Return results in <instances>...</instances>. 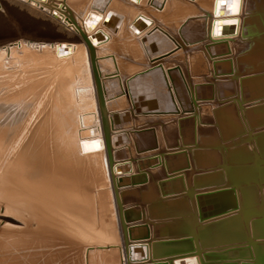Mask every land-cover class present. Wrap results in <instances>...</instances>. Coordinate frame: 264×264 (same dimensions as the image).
Masks as SVG:
<instances>
[{
    "label": "bare ground",
    "instance_id": "6f19581e",
    "mask_svg": "<svg viewBox=\"0 0 264 264\" xmlns=\"http://www.w3.org/2000/svg\"><path fill=\"white\" fill-rule=\"evenodd\" d=\"M7 1L75 41L0 45V264H264V0Z\"/></svg>",
    "mask_w": 264,
    "mask_h": 264
},
{
    "label": "rangeland",
    "instance_id": "374dc122",
    "mask_svg": "<svg viewBox=\"0 0 264 264\" xmlns=\"http://www.w3.org/2000/svg\"><path fill=\"white\" fill-rule=\"evenodd\" d=\"M19 38L31 39L34 41L45 39L44 41H48V42L49 41L52 42L53 40L54 41L56 40V41L73 42V40L75 39L73 37H68V36L64 35L62 32L58 31L56 26L50 20H47V19L42 18L40 16H35V15L27 12L25 9L20 8L18 5L14 4L12 2L10 3L7 0H0V45H3V44L10 42V41H15ZM233 79H234V76H224V77L218 79V82H220V84H222V85H227V84H232ZM261 94H264V93L260 92L258 94H252L251 91L247 92L246 95L243 97V101H242V104L240 103V106H243V104H244V107L247 110H249L250 108H252L254 106H257L258 104L257 105H250V104L254 103L255 101L260 102L261 100H263L264 97H260L261 99L259 97H257V99H256V97H255V96H259ZM221 101L222 100L218 101L220 103V104H218L219 105L218 107L222 106V108H224V106L229 107V106H232V104L233 105L235 104V100H226V101H222V102ZM246 105H248V106H246ZM260 105H264V102H260ZM224 126L226 128V125H224ZM222 128H224V127L222 126ZM225 128H224L225 132L221 130L220 134L219 135L217 134L218 136L215 133H213V131H211V132L209 131L208 134L211 133L213 135L215 134L216 136L211 135L212 136L211 137L208 135L210 140H211V141L209 140L208 143L202 141L200 138V143L199 142H195V143L193 142V144L195 145V147H200V146L205 147V145L207 147V145H209L211 148H213L214 145H216L215 146L216 148L214 147L213 149H217V148L220 149V147H221V149L223 150L224 148L226 149V147H227L228 150H231L233 147H236L237 145L241 144V143H235L236 141H238V139H240L242 137H244V138L247 137L248 140H250L252 137L250 134L248 136V132L243 133L244 135L243 134L237 135L238 132L235 133V135L232 133H230V135H229V133L227 132V130ZM257 128L258 127L253 128V134H256V132L261 130V129H257ZM187 131L190 132V133L187 132V134H186L187 137L192 138L193 133L191 130V125L188 126ZM224 136H226V138H224ZM229 138H230V141H229ZM214 139H215V141H214ZM219 141H221V142L219 143ZM223 141H224V143H223ZM246 141H244V142H246ZM210 142L213 144H211ZM203 143H205V144H203ZM231 144H233V145H231ZM155 148H157V146H155ZM225 149H224V151H225ZM162 153H164V151ZM220 154L221 153H219V150L216 151V154L214 156H212L215 159H213V161L209 164H213L214 162L216 163V160L218 162L221 160L219 163L220 166L223 165L221 167L231 166V165H229L230 162L227 164V162L230 161V158H228L229 155H228V157H226V155L224 153V159L226 158V160L223 162V157ZM216 155H218V158ZM262 159L264 160V156L262 157ZM209 166H203L204 168L202 166H200V167H202L203 169H207ZM141 202H143V201H141L139 199L135 200L134 206L141 205ZM137 204H139V205H137ZM165 213H167V212H165ZM137 219H139V218H137Z\"/></svg>",
    "mask_w": 264,
    "mask_h": 264
}]
</instances>
